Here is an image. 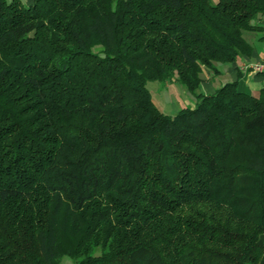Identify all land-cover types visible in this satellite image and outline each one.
<instances>
[{
    "label": "trees",
    "instance_id": "16d2710c",
    "mask_svg": "<svg viewBox=\"0 0 264 264\" xmlns=\"http://www.w3.org/2000/svg\"><path fill=\"white\" fill-rule=\"evenodd\" d=\"M264 0H0V264H264V87L199 92ZM264 75V74H261ZM196 99L175 115L148 82Z\"/></svg>",
    "mask_w": 264,
    "mask_h": 264
},
{
    "label": "crops",
    "instance_id": "0c3cea01",
    "mask_svg": "<svg viewBox=\"0 0 264 264\" xmlns=\"http://www.w3.org/2000/svg\"><path fill=\"white\" fill-rule=\"evenodd\" d=\"M28 6L32 0H23ZM260 36L256 37L254 52L250 56H243L236 62L231 64L216 63V71L206 69L204 72V80L200 90L203 94H214L217 89L228 82H238V88L244 92H257L264 87V75L253 72L249 66L258 60H264V40H260ZM220 77L224 78V84L221 83ZM192 106L195 107L197 101L195 98L189 99ZM188 100V101H189ZM189 107V106H187Z\"/></svg>",
    "mask_w": 264,
    "mask_h": 264
},
{
    "label": "rangeland",
    "instance_id": "374dc122",
    "mask_svg": "<svg viewBox=\"0 0 264 264\" xmlns=\"http://www.w3.org/2000/svg\"><path fill=\"white\" fill-rule=\"evenodd\" d=\"M214 3H217L218 0H212ZM257 23H260L261 25H264V15H260L258 19L256 20ZM259 33H250L248 34V38L256 43V37L260 36ZM221 83L224 82V78H219ZM148 88L152 94V98L155 102V104L158 106V108L169 115H175L178 113V111L184 107H191L192 104L190 102V98L193 99L194 97L191 95V93L182 85L180 84L176 79L168 80V81H149L148 82ZM199 92H202L199 90ZM257 92H250L252 94H258ZM189 100V101H188ZM76 260L73 258H70L68 256H65L62 259V264H76Z\"/></svg>",
    "mask_w": 264,
    "mask_h": 264
},
{
    "label": "built area",
    "instance_id": "2783aa9c",
    "mask_svg": "<svg viewBox=\"0 0 264 264\" xmlns=\"http://www.w3.org/2000/svg\"><path fill=\"white\" fill-rule=\"evenodd\" d=\"M249 68L257 74H264V60H258L250 64Z\"/></svg>",
    "mask_w": 264,
    "mask_h": 264
}]
</instances>
